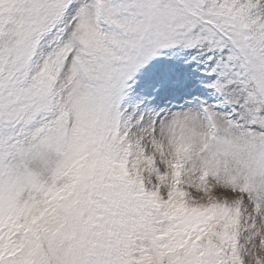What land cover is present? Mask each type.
Listing matches in <instances>:
<instances>
[{"label": "snow or ice", "instance_id": "snow-or-ice-1", "mask_svg": "<svg viewBox=\"0 0 264 264\" xmlns=\"http://www.w3.org/2000/svg\"><path fill=\"white\" fill-rule=\"evenodd\" d=\"M0 264H264V0H0Z\"/></svg>", "mask_w": 264, "mask_h": 264}]
</instances>
